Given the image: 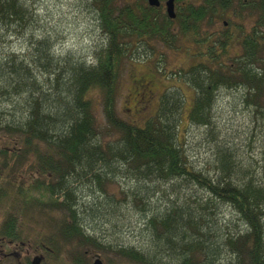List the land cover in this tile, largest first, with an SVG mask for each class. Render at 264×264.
<instances>
[{
	"label": "trees",
	"instance_id": "16d2710c",
	"mask_svg": "<svg viewBox=\"0 0 264 264\" xmlns=\"http://www.w3.org/2000/svg\"><path fill=\"white\" fill-rule=\"evenodd\" d=\"M174 1L176 17L170 20L162 6L150 7L147 0H89L88 11L102 42L84 59L73 51L54 52L56 40L36 27L40 20L30 9L34 2L0 0V140L8 137L16 147L0 146V203L18 198L29 203L33 193L35 204L28 210L43 216L48 211L64 213L56 231L61 240L81 239L79 246L114 250L133 264H264V177L257 178L251 166L242 167L226 143H217L208 153L211 169H197L189 162L181 142L179 88L161 96L140 126L115 112L120 63L146 39L173 47L178 38H190L200 47L198 54L208 62L171 76L177 84L194 88L189 124L204 128L205 134L209 130L212 141L217 135L205 127L211 125V108L221 86L237 80L257 101L264 96V71L258 70L264 65L259 47L264 39L258 32L243 40L241 59L222 65L219 60L231 36L203 31V23L211 25L232 0H202L183 7ZM237 1L257 15V27L264 29V0ZM174 22L176 32L171 29ZM9 38L21 41V52L1 48ZM93 91L102 97L104 127L89 97ZM259 104L254 106L264 119V100ZM31 157V180L26 175L28 182L11 181L24 177L22 164ZM121 179L127 182L121 191L123 203L105 191ZM79 186L90 188L89 194L81 196ZM222 206L236 216L237 228L224 220L219 223ZM120 208L139 217L142 248H113L102 240L97 225L111 216L119 218ZM9 219L13 224L3 232L19 239L20 221L13 215Z\"/></svg>",
	"mask_w": 264,
	"mask_h": 264
},
{
	"label": "rangeland",
	"instance_id": "374dc122",
	"mask_svg": "<svg viewBox=\"0 0 264 264\" xmlns=\"http://www.w3.org/2000/svg\"><path fill=\"white\" fill-rule=\"evenodd\" d=\"M88 1L30 0V2H34V6L28 2L31 5L30 9L37 13L38 20H40L36 27H40L50 37H53V40H56L54 48L56 54L61 53L62 55L73 51L78 56L88 59L92 55L93 48L101 44L102 37L95 25L96 22L92 19L93 15L90 14L92 12L88 11L90 7L87 4ZM165 1L167 0H163V2ZM201 1L180 0L178 5L183 7L187 3L199 4ZM122 5L123 2L120 6ZM257 23L256 14L243 10L237 0H232L230 6L223 13L213 17L211 25L204 22L202 28L207 35L225 32L231 36V39H228L225 44L227 49L219 61L222 65H232V62L242 58V42L245 38H250L253 35L252 32L257 31V37L264 39V29L258 28ZM171 29L176 32V22L173 23ZM212 43V41H208L209 45ZM2 45H7L13 52H21V41L16 38L11 40L9 38L6 44H1V48ZM259 47L261 62L264 63V43H260ZM204 48L205 45L202 46V49ZM198 52H200V47L190 38H178L173 47H167L159 40L146 39L140 50L134 54H128L120 63L115 78L114 109L117 116L130 124L140 126L143 121L154 113L161 96L177 86L183 98L182 124L180 126L181 142H183L189 162L193 163V166L197 169H211L209 162L212 158L208 153L216 147L217 143H220V146L226 143L235 149L236 159L242 161V167L245 165L251 166L256 177L263 179L264 119L256 112L254 104L260 101L259 105H261L264 96H261L257 101L254 95L249 96L247 91L244 90L247 88L243 82L233 80L234 82L221 86L216 93V100L211 108V125L205 127V129H210L217 135L214 140L212 141L213 138L208 135L209 130L205 134L204 128L189 124L188 116L196 99V92L193 87L182 82L177 84L171 73L186 72L198 65L200 61L205 60L204 62L207 63L206 58ZM216 62L212 63V67L215 69L218 68ZM234 65H239V63L236 62ZM258 70L264 71V65H260ZM89 97L94 104V113L100 124L99 126L104 127L102 97L98 91L91 92ZM11 143L12 140H9L8 137L0 140V146L8 147V150L16 148ZM17 149L19 148L17 147ZM32 159L33 157L30 158L29 162L22 164L21 173L24 174V177L14 176V180L11 179V181L15 183L29 181L26 175L29 177V173L33 172ZM119 183L106 186L105 191L107 193L114 192L119 202L123 203L121 191L124 190L123 188L126 187L127 182L125 183L121 179ZM89 192L90 188L88 189L87 186L81 187V190H79L81 196L88 195ZM37 196L40 195L37 194ZM35 197L31 193V202L29 203L20 198L15 203H1L0 219L3 221V219H9L13 215L20 221L18 227L24 239L28 236L34 242L38 240L56 242L57 244L54 245L55 253H52L49 264H73L72 260L74 259H78L81 264H93L95 258L92 257L91 250L99 255L103 264H133L114 250L102 251L94 247L95 250L91 247L79 246L78 243L81 242V239L61 240L56 231H58L57 228L60 223L65 220L64 213L61 211H48V215L43 216L33 212V210H28V206L29 209H33L30 206L35 204ZM182 199L184 200L185 197ZM220 212L221 214L218 217L220 224L224 220L230 226L236 225V228L239 226L236 216L231 214L228 208L222 206ZM116 217H108L104 221L105 223L97 225V230L101 229L103 232L101 238L104 240L105 245L113 246V248L118 245L120 249L142 248V237L139 236L142 227L138 224L139 217L135 214L131 217L124 208H120L119 218ZM1 264L7 263L2 262Z\"/></svg>",
	"mask_w": 264,
	"mask_h": 264
},
{
	"label": "flooded vegetation",
	"instance_id": "af4514ba",
	"mask_svg": "<svg viewBox=\"0 0 264 264\" xmlns=\"http://www.w3.org/2000/svg\"><path fill=\"white\" fill-rule=\"evenodd\" d=\"M165 3L166 1H160V6H162L163 10H165ZM11 222L13 224V219L6 218L5 220L3 219V221L0 219V264L2 262H6L7 264H49L52 253H55L54 245L57 243L39 240L34 242L31 240V237L29 238L28 236L24 239L23 235L18 239L17 234L15 238L9 237L7 235L12 233L9 232L8 234L7 232H3V228L8 227V229H10L12 225ZM91 249L94 248L91 247ZM91 254H93L92 257L95 258V261L99 260L100 263L103 264L95 251L91 250ZM78 262V259L72 260L73 264H78ZM94 263L95 262H93V264Z\"/></svg>",
	"mask_w": 264,
	"mask_h": 264
},
{
	"label": "water",
	"instance_id": "95a60500",
	"mask_svg": "<svg viewBox=\"0 0 264 264\" xmlns=\"http://www.w3.org/2000/svg\"><path fill=\"white\" fill-rule=\"evenodd\" d=\"M147 3L150 7L158 8L160 6L159 0H147ZM165 12L169 19H175V5L174 0H167L165 3ZM94 264H101L99 260H96Z\"/></svg>",
	"mask_w": 264,
	"mask_h": 264
}]
</instances>
